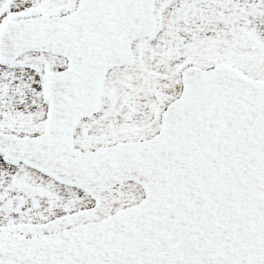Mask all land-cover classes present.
<instances>
[{
	"label": "snow or ice",
	"instance_id": "snow-or-ice-1",
	"mask_svg": "<svg viewBox=\"0 0 264 264\" xmlns=\"http://www.w3.org/2000/svg\"><path fill=\"white\" fill-rule=\"evenodd\" d=\"M0 264H264V0H0Z\"/></svg>",
	"mask_w": 264,
	"mask_h": 264
}]
</instances>
